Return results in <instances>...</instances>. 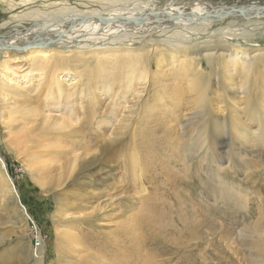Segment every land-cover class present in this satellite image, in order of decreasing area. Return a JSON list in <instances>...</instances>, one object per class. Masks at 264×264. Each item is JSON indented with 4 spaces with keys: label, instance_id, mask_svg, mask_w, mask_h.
I'll list each match as a JSON object with an SVG mask.
<instances>
[{
    "label": "rangeland",
    "instance_id": "374dc122",
    "mask_svg": "<svg viewBox=\"0 0 264 264\" xmlns=\"http://www.w3.org/2000/svg\"><path fill=\"white\" fill-rule=\"evenodd\" d=\"M205 2L264 5V0H33L11 9L9 0H0V35L59 20L74 10L126 14L130 9L145 12L169 4L187 9ZM207 29L170 27L116 35L106 44L59 45L46 55L50 68L29 53L7 60L0 56V264H264V146L249 140L238 149L243 140L231 136L227 153L225 136L215 122L224 117L229 126L234 119V96L243 95L236 88V71L225 83L227 91L218 86L215 93L213 85L208 89L205 144L193 159L182 152L173 161L169 143L162 140L165 135L177 137L196 111L187 76L170 59L178 58L171 55L173 41L192 44L189 55L210 73V84H217V75L221 83L225 69L214 70L208 61L229 63L228 49L243 47L255 63L249 88L264 87V17L224 19ZM210 52L216 54L206 60ZM54 65L62 87H76L83 96L44 97L46 73ZM176 89L181 92L178 99L171 94ZM252 97L257 102L258 90L253 89ZM237 106L243 115L244 104ZM157 123L162 127L137 147L149 157L142 155L141 161L157 169L173 168L182 180L170 189L197 213L196 227L183 231L182 239L170 232L164 240L160 229L151 233L137 221L143 211L136 197L149 193V202L163 199L154 194L160 181L149 176L144 185L148 190L140 187V193L130 196L135 188L121 170L141 129ZM69 124L80 132L70 130ZM249 126L257 128L253 122ZM99 146L120 155L98 160L92 170L84 159L72 162L74 154L88 149L100 153ZM238 154H247L245 164L238 165ZM34 226L42 241L38 257Z\"/></svg>",
    "mask_w": 264,
    "mask_h": 264
},
{
    "label": "bare ground",
    "instance_id": "6f19581e",
    "mask_svg": "<svg viewBox=\"0 0 264 264\" xmlns=\"http://www.w3.org/2000/svg\"><path fill=\"white\" fill-rule=\"evenodd\" d=\"M31 1L33 0H20L15 1L13 4V0H9V5L11 9H13L19 5L23 7V5H26ZM143 9L138 12H129L131 11L130 9L126 14L111 10L110 12L95 10L92 12L77 11L73 13L76 11L74 10L72 14L68 15V13H66L65 16L62 14L64 17L60 15L62 18H58L59 20L50 21L48 23H44L43 25L38 26L29 24L26 27L23 26L24 30L12 33V35L9 33L0 35V56L7 60L8 58L16 59L20 53H25L26 55L29 53V58H34L39 62L44 61L47 64L49 60H47L48 58H46V55L53 47L55 48L59 45L69 47L73 44H83V42L86 41L97 42L100 40L101 42H104L106 40H112V38L117 37L116 35L126 36L131 33L137 35L140 33H146L150 30L159 31L170 27H187V29L191 31L197 32L200 30V32H205V30H208L207 27L224 19L247 20L250 18L260 19L264 17V5L259 7H243L235 4L225 5L205 2L202 4L196 3L187 9H181L179 7L176 8L170 4L163 5L155 9H148V11L145 12ZM19 17L21 18V16ZM31 17L33 18L32 20L37 18L36 16H30L29 19H31ZM226 28L227 27H225V29ZM218 38L216 39L218 40ZM169 45L172 47L171 55L173 57L178 56L177 59L170 58L171 62L177 63L176 70H178V67L181 66L182 71L187 76V82L185 83H187L188 92L193 94V99L196 101V106L195 102H193V109L196 108V111L195 114L190 117L191 119L189 118L186 122L182 123L184 130L180 132L177 137L170 138L169 135H165L162 138L164 142L169 143V145H167V150H171L173 152V154L168 157L173 161H176L178 156H182L183 152V156L191 157V159H193L192 155L197 153L200 147H203L205 144L204 133L206 132L207 125L205 117L208 89L211 85H213L215 87V93L220 91L218 86H221L223 91H227L228 89H226L225 83L235 78V76L230 73L232 70L236 71L237 77L240 79L239 85L236 84L237 91L243 95L240 98L238 96H234L235 99L233 102L235 113L233 114L234 119L232 123L230 125L228 124L229 126H227L226 121H223L225 120L224 117H222L220 122L215 121L217 122V129L222 131L221 134L225 136V138L222 137V143L226 146L227 153H229L230 148L233 146V138H231V136L236 139L240 138L243 140L241 141V146L238 149L241 148L243 150L246 141L249 140L250 142L253 141L256 145L264 146V87L258 85L255 88H249L250 74L254 72L255 67L254 61L251 60L253 55L250 56V52L243 49V47L236 46L228 49V51H230V56L227 59L229 63H224L220 58H216L212 59V63L215 64V66H212V63L208 61V64L214 70L225 69V74L221 83L218 82L219 75H217V84H210V73H205L196 58L189 55V53H191V43H187L185 40H178L173 41ZM215 54L216 52L207 53L205 55L206 60H210L211 55ZM130 62L133 63V61ZM47 66H49V64H47ZM230 66H232V69H230ZM43 67H46V65L42 66V68ZM52 67L53 70L51 71L50 69V72L46 73L49 74V76L47 78L48 81L46 82L45 80L43 85L44 97L59 100L61 98H65L68 100L71 97L76 96L80 92V89L76 90V87H71L68 91H66L57 77L56 65ZM68 86H70V84ZM84 88L87 89V87ZM253 89L258 90L259 92L257 102L253 100L252 97ZM171 94L177 99L181 96L179 89L173 90V93ZM79 95L83 96L82 92H80ZM240 101L244 104V107L242 108L244 110L243 115L238 114L240 110L238 109L237 104ZM242 118H245V120ZM86 120L88 121V119ZM249 122L255 123L257 128L251 129ZM82 123L83 121L80 120V122H77L76 125L79 126ZM161 127V124L157 123L151 128L144 127L141 129V134L138 136V143L131 147V150L128 153V161L122 165L124 169L121 168V170L128 175L129 182L132 183L133 191L135 188V191L130 196H133L134 193H140L138 192L140 187L142 188V191L148 190V188L144 185L146 178L149 176H153L160 181V186L154 194H159L163 199L149 202V193L136 197V201H139L142 207L141 210L143 211V213L141 212L138 214L137 221H140L142 226L149 232H151V230L154 231L160 229V232L162 231L164 233V240L170 232L174 233L179 239L181 238L180 236L183 235V231L190 228L193 229L197 225L195 217L197 214L196 211L183 206L180 202L179 194L174 193L173 189H170L174 185L181 184L182 180L177 175V172L173 171V168L171 171L169 170L170 168L167 167L157 169V166H155L154 163H149L148 160L141 161L142 155L146 158L149 157L147 156V153L140 154V151L138 150L139 147H137L138 144L143 143V140L148 137V134H150L152 130L155 131ZM68 128L70 130L77 129V127L73 124H69ZM258 129L260 130L258 131ZM76 131L80 132L79 130ZM99 150L100 153H92L91 150L88 149L81 154H74L72 162L76 163L78 160L84 159L83 161H87V163H89L86 165L87 168L92 170L96 166L95 163H97L98 160L103 159L106 162L114 156L118 157L120 155V152H116V150H113L111 147L105 148L99 146ZM163 150L166 151V149ZM163 150L158 149L157 152L162 153ZM246 155L247 154H238V165L246 163ZM152 173H154V175ZM167 197L170 198L171 201L165 200ZM134 204L135 201L132 204L129 202V209H132Z\"/></svg>",
    "mask_w": 264,
    "mask_h": 264
},
{
    "label": "built area",
    "instance_id": "2783aa9c",
    "mask_svg": "<svg viewBox=\"0 0 264 264\" xmlns=\"http://www.w3.org/2000/svg\"><path fill=\"white\" fill-rule=\"evenodd\" d=\"M33 241H36V250H37V257H38V250L40 248L41 245V234L39 233L38 229L34 226V234L32 237Z\"/></svg>",
    "mask_w": 264,
    "mask_h": 264
},
{
    "label": "water",
    "instance_id": "95a60500",
    "mask_svg": "<svg viewBox=\"0 0 264 264\" xmlns=\"http://www.w3.org/2000/svg\"><path fill=\"white\" fill-rule=\"evenodd\" d=\"M20 204V203H19Z\"/></svg>",
    "mask_w": 264,
    "mask_h": 264
}]
</instances>
